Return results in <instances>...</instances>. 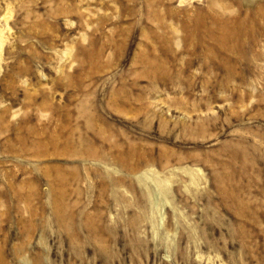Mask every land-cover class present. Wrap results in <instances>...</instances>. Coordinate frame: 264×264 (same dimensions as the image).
<instances>
[{
	"label": "rangeland",
	"instance_id": "obj_1",
	"mask_svg": "<svg viewBox=\"0 0 264 264\" xmlns=\"http://www.w3.org/2000/svg\"><path fill=\"white\" fill-rule=\"evenodd\" d=\"M0 264H264V0H0Z\"/></svg>",
	"mask_w": 264,
	"mask_h": 264
}]
</instances>
